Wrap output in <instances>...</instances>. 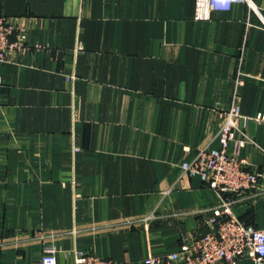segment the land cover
I'll return each mask as SVG.
<instances>
[{
    "label": "crops",
    "instance_id": "crops-1",
    "mask_svg": "<svg viewBox=\"0 0 264 264\" xmlns=\"http://www.w3.org/2000/svg\"><path fill=\"white\" fill-rule=\"evenodd\" d=\"M251 2L259 14L234 3L195 20V0H0L29 46L0 65V264H38L45 245L57 264H143L205 233L218 196L180 163L217 133L238 73L239 156L262 177L233 212L264 228V0Z\"/></svg>",
    "mask_w": 264,
    "mask_h": 264
},
{
    "label": "built area",
    "instance_id": "built-area-1",
    "mask_svg": "<svg viewBox=\"0 0 264 264\" xmlns=\"http://www.w3.org/2000/svg\"><path fill=\"white\" fill-rule=\"evenodd\" d=\"M242 3L259 14L251 0H195V20H208L213 11H228L232 4ZM14 36L13 41L10 39ZM26 29L8 21L0 14V65L7 60L10 50L25 51ZM242 85V74L234 80L230 103L219 112L221 123L213 139L199 149L189 161H182V175L196 176L217 196V203L207 211L208 230L187 241L178 250L163 256H147L143 264H236L243 257L254 264H264V228L240 220L233 207L243 193L261 192L262 173L252 168L239 151L249 141L243 132L247 117L241 114L238 104V89ZM257 124L264 125V112L253 117ZM233 145V150L229 151ZM151 218V217H149ZM51 237V236H50ZM55 249L43 246L38 264H57ZM73 264H115L93 253L74 251Z\"/></svg>",
    "mask_w": 264,
    "mask_h": 264
}]
</instances>
